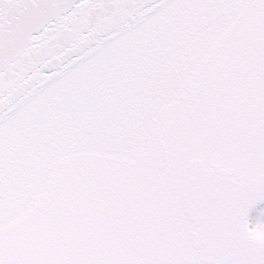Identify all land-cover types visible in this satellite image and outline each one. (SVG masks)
Listing matches in <instances>:
<instances>
[{
	"label": "snow or ice",
	"instance_id": "snow-or-ice-1",
	"mask_svg": "<svg viewBox=\"0 0 264 264\" xmlns=\"http://www.w3.org/2000/svg\"><path fill=\"white\" fill-rule=\"evenodd\" d=\"M0 264H264V0H0Z\"/></svg>",
	"mask_w": 264,
	"mask_h": 264
}]
</instances>
